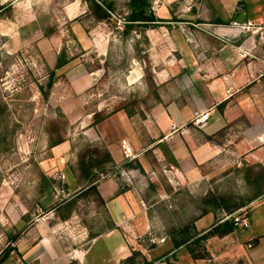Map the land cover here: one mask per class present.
<instances>
[{
	"label": "rangeland",
	"instance_id": "374dc122",
	"mask_svg": "<svg viewBox=\"0 0 264 264\" xmlns=\"http://www.w3.org/2000/svg\"><path fill=\"white\" fill-rule=\"evenodd\" d=\"M131 2L103 0L112 10L100 20L85 0H0V264H80L73 257L112 227L80 166L83 159L103 161L91 177L96 185L111 172L104 151L117 134L111 121L103 137L100 125L122 110L144 115L177 90L190 66L179 45L190 29L210 30L197 24L202 0H148L146 11L158 21L128 33ZM155 170L166 232L218 209L207 200L233 207L264 188L263 168L230 159L192 185L176 184L169 172L167 179L168 168ZM132 234L126 231L131 252L142 262L156 245ZM104 247L102 241L94 253Z\"/></svg>",
	"mask_w": 264,
	"mask_h": 264
},
{
	"label": "crops",
	"instance_id": "0c3cea01",
	"mask_svg": "<svg viewBox=\"0 0 264 264\" xmlns=\"http://www.w3.org/2000/svg\"><path fill=\"white\" fill-rule=\"evenodd\" d=\"M201 4L202 22L197 24L210 30L190 29L188 39L179 45L185 48L190 66L188 73L178 77L177 90L170 88L144 115L122 110L100 125L103 137V126L106 132L112 124L117 134L115 143L106 146L113 160L111 172L96 185L112 227L92 237L73 257L80 264H123L133 251L126 231L142 238H166L164 244L143 252L153 264H264V188H255L256 195L236 204L239 209L232 213L243 212L249 228L234 227L221 234L228 221L222 208L205 209L190 221L191 233L197 232L198 237L219 229L202 242L204 257L200 259L188 247L169 246L173 236L166 232L167 223L157 207L165 200L163 196L157 200L160 188L154 184L159 179L155 168H168L167 179L169 172L176 184L191 185L206 178L210 166L229 159L264 169V0H202ZM246 21L262 29L246 37L231 26ZM228 90L232 93L227 94ZM207 110L211 111L209 124L194 128V113ZM173 124L178 131H172ZM119 139L131 143L136 159L125 162ZM227 144L234 147L227 149ZM154 197L157 201L152 202ZM167 203L166 208L172 209ZM102 241L106 248L94 253ZM253 241L256 245L250 248Z\"/></svg>",
	"mask_w": 264,
	"mask_h": 264
},
{
	"label": "trees",
	"instance_id": "16d2710c",
	"mask_svg": "<svg viewBox=\"0 0 264 264\" xmlns=\"http://www.w3.org/2000/svg\"><path fill=\"white\" fill-rule=\"evenodd\" d=\"M89 6L90 10L92 12L98 13L100 20H106L110 19V11L112 10L111 6L109 4L104 5L103 0H85ZM105 3V2H104ZM148 5V0H132L130 7H131V15L128 17L129 23L128 24L127 31L130 33V31L133 30V26L136 25H142L144 28H148L151 25H154L158 20H156L154 14L152 12L150 14L147 13L146 7ZM201 23V22H199ZM132 25V26H129ZM64 65V63L61 61V58H59L57 67H61ZM99 120V122H101ZM105 158L108 163H112V157L111 154L107 151H104ZM103 164L102 160H86L83 159L80 163L81 170L85 178L88 180V190L93 189L96 191V184L95 181L93 180L92 175L95 173L94 171L99 170ZM97 193V191H96ZM100 202L103 203L100 199ZM207 205H213L217 208H222L224 209L228 215L232 214L233 212L237 211L239 209L238 205L235 206H230L229 202L226 199H216L212 198L211 200H207L206 202ZM71 217L70 214L64 217V220H68ZM227 221V220H226ZM192 227L191 225H188L184 227L183 229L180 230H173L171 231L172 234V243L175 247V249H179L181 247H188L190 249L191 254L195 259H200L204 257L202 254V242L209 239L210 237L216 235L219 232V229L216 228L209 233L198 237V233H191L192 232ZM234 223L232 220H228L225 222L224 227L222 231H220L221 234H227L233 231L234 229ZM194 229V227H193ZM192 234V235H191ZM197 237L195 240L194 238ZM140 258V253L133 252L132 256L129 257L124 261L123 264H153L152 262H148L145 258H143L142 262L138 261ZM70 264H78L77 262H71Z\"/></svg>",
	"mask_w": 264,
	"mask_h": 264
},
{
	"label": "built area",
	"instance_id": "2783aa9c",
	"mask_svg": "<svg viewBox=\"0 0 264 264\" xmlns=\"http://www.w3.org/2000/svg\"><path fill=\"white\" fill-rule=\"evenodd\" d=\"M231 26L242 34H246L250 32L255 33V32H259L262 29V28H258L256 24L252 21H246L244 23L233 22ZM231 93H232L231 90L227 91V94H231ZM210 121H211L210 110L204 112H195L191 119V125L196 129H203L209 124ZM181 129H184V127ZM178 130L179 128L175 124H173L172 131L175 132ZM121 150L125 162H131L134 159H136L137 156L134 153V148L127 139H123L121 141ZM224 219L232 220L235 227L249 228L250 226V222L248 218L236 214H230V215L225 214ZM149 241L153 245H160L166 242V238L150 237Z\"/></svg>",
	"mask_w": 264,
	"mask_h": 264
}]
</instances>
